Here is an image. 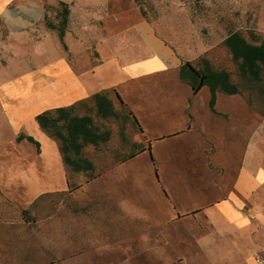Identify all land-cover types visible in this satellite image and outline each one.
Wrapping results in <instances>:
<instances>
[{
  "label": "rangeland",
  "instance_id": "rangeland-1",
  "mask_svg": "<svg viewBox=\"0 0 264 264\" xmlns=\"http://www.w3.org/2000/svg\"><path fill=\"white\" fill-rule=\"evenodd\" d=\"M109 6L128 22L146 20L181 65L199 67L205 59L212 70L225 71L237 94L217 91L211 111L208 88L193 95L178 68L112 84L127 106L123 110L109 97L121 118L101 120L92 105L79 113L110 132L108 142L81 151L92 171L63 165L56 190L35 199H27L25 190L0 192V264H243V230L208 241L212 230L202 210L226 197L249 141L259 137L264 143V66L257 79L249 77L223 43L231 33L252 45L264 43V0H110ZM57 9L47 18L55 26L61 19ZM33 34L41 39L39 31ZM47 42L68 52L69 60L84 56L81 48L64 49L57 32ZM13 43L0 20L4 79L35 68L29 57L40 53L47 59L52 48L39 52L24 42L18 51ZM93 52L89 47L88 54ZM127 110L143 133L129 118L124 123ZM130 153L136 156L119 162ZM61 162L60 154L57 166ZM262 242L257 230L249 232V256Z\"/></svg>",
  "mask_w": 264,
  "mask_h": 264
},
{
  "label": "crops",
  "instance_id": "crops-1",
  "mask_svg": "<svg viewBox=\"0 0 264 264\" xmlns=\"http://www.w3.org/2000/svg\"><path fill=\"white\" fill-rule=\"evenodd\" d=\"M109 1L0 0V20L15 42L11 48L20 51L24 42L39 52L52 47L47 59L40 53L34 59L29 57L38 64L35 68L7 79L0 70V192L25 190L30 200L56 190L63 164L57 166V143L38 127V114L104 91L114 89L119 94L111 85L121 79L137 80L179 69L180 59L152 25L142 18L128 22L120 14H113ZM60 5L68 10L64 45L69 53L71 47L82 49L80 62L72 56L69 60L68 52L47 42L56 31L46 29L44 24L51 23L47 18L53 8L58 7L60 14ZM87 27L91 31L83 34ZM36 30L41 33L37 41L33 34ZM89 47L94 50L92 55L88 54ZM10 62L21 63L13 58ZM77 63L84 65L78 67ZM11 205L18 207L17 203ZM202 212L212 230L208 241L243 230V264H251L249 232L257 230L264 240V143L259 137L247 144L226 197ZM207 250L217 262L216 249L208 244Z\"/></svg>",
  "mask_w": 264,
  "mask_h": 264
},
{
  "label": "trees",
  "instance_id": "trees-1",
  "mask_svg": "<svg viewBox=\"0 0 264 264\" xmlns=\"http://www.w3.org/2000/svg\"><path fill=\"white\" fill-rule=\"evenodd\" d=\"M60 6H62V9L59 24L55 26L46 23V27L58 33L59 40L65 49L63 36L68 10L64 5ZM223 43L229 50L232 60L238 64L239 70L249 77L257 79L260 69L264 66V43L259 45L249 44L238 33L229 34ZM198 65L199 67H196L189 62L182 64L179 67V80L191 90L193 95H196L201 88L206 86L210 93L208 107L211 111H214L217 91L233 96L237 94V88L229 82V76L225 71L212 70L207 60H199ZM110 96L118 102L121 109H127L120 95L113 89L95 94L68 107L46 110L35 117L40 130L57 142L63 165L73 172L92 171L93 165L88 160L80 157L82 149L87 146L97 147L108 142L110 138V132L100 131L99 126L95 124L90 115H79V113L92 105V108L95 109V116L101 120L121 118V115L114 110ZM128 118L136 130L143 133L135 115L127 110V116L123 118L124 123ZM122 130L121 128V138L123 142H126L128 140L123 136ZM143 150L142 148L138 154ZM134 156L136 155L127 154L119 162L124 163Z\"/></svg>",
  "mask_w": 264,
  "mask_h": 264
},
{
  "label": "built area",
  "instance_id": "built-area-1",
  "mask_svg": "<svg viewBox=\"0 0 264 264\" xmlns=\"http://www.w3.org/2000/svg\"><path fill=\"white\" fill-rule=\"evenodd\" d=\"M251 264H264V247H260L251 255Z\"/></svg>",
  "mask_w": 264,
  "mask_h": 264
}]
</instances>
